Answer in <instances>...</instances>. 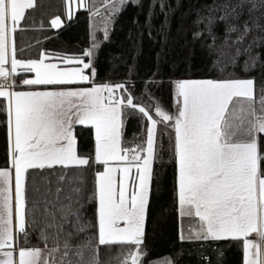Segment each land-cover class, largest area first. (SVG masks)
Segmentation results:
<instances>
[{
    "label": "snow or ice",
    "instance_id": "6c2138e0",
    "mask_svg": "<svg viewBox=\"0 0 264 264\" xmlns=\"http://www.w3.org/2000/svg\"><path fill=\"white\" fill-rule=\"evenodd\" d=\"M127 2L119 0L121 5ZM246 4L251 11L264 7V0L259 5L256 0H241L240 7ZM34 6V0H0V99L6 102L10 156V167L0 168V264H100L99 247L109 245L135 246L121 264H141L146 255L141 245L160 123L174 131L179 212L199 217L202 231L196 238L242 240L245 264H264V91L257 96L252 79L180 80L174 82L176 112L170 114L158 103L154 112L151 105L136 103L123 84L41 89L90 82L96 70L85 57H92L98 45L94 43L82 56L57 57L73 67L46 63V53L35 60L17 59L13 34L25 10ZM51 23L61 26L59 17ZM249 30L245 24L243 34ZM18 73H34L20 81L33 90H16ZM117 90L127 94L116 96ZM126 109L150 122L146 146L121 148ZM77 125L94 128V157L78 154ZM90 162L103 166L95 181V244L90 238L77 246L65 239L62 247L59 243L44 249L20 247L19 234L27 236L29 170L82 167ZM84 231L85 226L76 229L77 233ZM253 235L256 239L249 238ZM42 238L47 244L49 237L42 233ZM85 249L92 253L87 262L83 260ZM72 256L80 259L74 261Z\"/></svg>",
    "mask_w": 264,
    "mask_h": 264
},
{
    "label": "trees",
    "instance_id": "16d2710c",
    "mask_svg": "<svg viewBox=\"0 0 264 264\" xmlns=\"http://www.w3.org/2000/svg\"><path fill=\"white\" fill-rule=\"evenodd\" d=\"M67 2L34 0L35 6L25 10L13 35L17 59L35 60L46 53V61L75 66L65 65L57 57L82 56L95 43L98 47L93 56L85 57L96 70L94 83L123 84L136 103L151 105L153 112L156 103L170 114L176 112L174 82L180 80L252 79L257 96L264 91V7L249 11L250 4L240 7L241 0H128L122 5L119 0H86V6L67 18ZM56 17L65 18L59 28L51 23ZM245 24L250 29L247 34H243ZM33 74L18 73L16 88L28 87L20 81ZM5 103L0 99V168L10 166ZM149 124L126 109L122 147L146 146ZM75 135L78 154L94 157L93 129L77 125ZM155 139L143 264H243L242 240L181 238L174 131L160 123ZM102 170L103 166L94 162L82 167L29 170L25 185L27 236L19 234V246L52 248L59 243L62 247L65 239L77 246L90 238L95 244V181ZM61 175L64 180L59 179ZM81 226L85 231L77 233ZM70 232L72 237H68ZM42 233L49 237L47 244ZM132 247L100 246V264H121L133 252ZM59 255L55 254L57 260ZM91 255L85 249L84 262Z\"/></svg>",
    "mask_w": 264,
    "mask_h": 264
},
{
    "label": "rangeland",
    "instance_id": "374dc122",
    "mask_svg": "<svg viewBox=\"0 0 264 264\" xmlns=\"http://www.w3.org/2000/svg\"><path fill=\"white\" fill-rule=\"evenodd\" d=\"M84 6H86V0H83L82 3H80L79 0H68V2H67V8H68V10H67V16L68 17L67 18H70L71 15H72V13H74L76 9H78L80 7H84ZM59 18H60L61 26H62L64 24V22H65V18H63V17H59ZM55 28H59V27H55ZM45 62L46 63H55V64H57L61 68H63V67H73V66H61L60 65V62H56V61H51V62L45 61ZM33 76H34V74L32 76L28 77V78H31ZM199 80H209V79H199ZM213 81H216V80H213ZM219 81H221V80H219ZM93 85H102V84L101 83H94L93 77H92L90 82H82V83H77V84H72V85H65V86H54L53 88H55V87H56V89H59V88H69V87L70 88H87V87H92ZM109 85H111V84H109ZM105 95H107V93H105ZM115 95L116 96H120V95H124V94L122 93L121 90H117L116 93H115ZM122 119L124 121V115L122 116ZM92 129H93L94 143H95V130H94V128H92ZM76 147H77V145H76ZM94 148H95V146H94ZM121 148L123 149V147H122V140H121ZM121 154H123V152ZM129 156H130V154H129ZM135 174H136L135 173V168H133L132 169V172H131V177L133 179L135 178ZM117 179H119V173H117ZM148 206H149V204H148ZM147 212H148V210H147ZM146 217H147V214H146ZM145 223H146V219H145ZM185 229H187V228H184L182 226V229H181V238L182 239H197L196 238L197 234L202 231L201 222L196 227L194 226L191 229V231H187V233L185 232ZM144 231H145V225H144ZM249 238L250 239H256V237L254 235L253 236H250ZM134 248H135V246L132 247L133 251H134ZM141 251L143 253L145 251V245L144 244L141 245ZM243 255H244V251H243ZM142 264H143V260H142ZM243 264H245V256L243 258Z\"/></svg>",
    "mask_w": 264,
    "mask_h": 264
},
{
    "label": "crops",
    "instance_id": "0c3cea01",
    "mask_svg": "<svg viewBox=\"0 0 264 264\" xmlns=\"http://www.w3.org/2000/svg\"><path fill=\"white\" fill-rule=\"evenodd\" d=\"M27 61V60H26ZM47 62H51V61H47ZM8 67H10V63L9 65H7ZM41 89H45V88H51L52 89H56L53 88L54 86H39ZM16 90H33L30 86L26 87V88H16ZM10 167V166H9ZM5 168H8V167H5ZM13 196H14V181H13ZM198 224H200V220H199V217H196L195 215H191V216H188V215H185V216H181V229H182V226L184 228H187L185 229V232L187 233V231H191V229L195 226H197ZM14 230H15V219H14ZM41 249H44L43 247H41ZM16 254H14V257H15Z\"/></svg>",
    "mask_w": 264,
    "mask_h": 264
},
{
    "label": "water",
    "instance_id": "95a60500",
    "mask_svg": "<svg viewBox=\"0 0 264 264\" xmlns=\"http://www.w3.org/2000/svg\"><path fill=\"white\" fill-rule=\"evenodd\" d=\"M141 264H142V262H141Z\"/></svg>",
    "mask_w": 264,
    "mask_h": 264
}]
</instances>
